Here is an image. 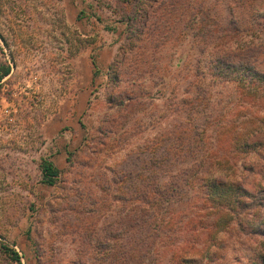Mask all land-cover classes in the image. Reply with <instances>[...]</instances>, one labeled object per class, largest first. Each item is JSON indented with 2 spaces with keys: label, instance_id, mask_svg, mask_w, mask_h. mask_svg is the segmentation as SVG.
Here are the masks:
<instances>
[{
  "label": "rangeland",
  "instance_id": "1",
  "mask_svg": "<svg viewBox=\"0 0 264 264\" xmlns=\"http://www.w3.org/2000/svg\"><path fill=\"white\" fill-rule=\"evenodd\" d=\"M224 53L264 72V0H0V264H263L264 92Z\"/></svg>",
  "mask_w": 264,
  "mask_h": 264
},
{
  "label": "trees",
  "instance_id": "2",
  "mask_svg": "<svg viewBox=\"0 0 264 264\" xmlns=\"http://www.w3.org/2000/svg\"><path fill=\"white\" fill-rule=\"evenodd\" d=\"M222 55L223 56H221V57L219 56L218 59L216 60L218 62V66L216 67L217 70H215L217 75H221L226 80L236 81L237 83H245L247 81V83H249V86H250L249 89H252L255 91L254 96L264 92V72H261V70L257 69V66H253V65L246 66V64L243 62L240 64V68H239V69L242 68V70H236L237 66H238V63H235L236 55H233L232 53H224ZM248 68H249V70L247 71ZM6 72H8V69H6L5 72L3 71V74H0V81L3 78V75H6ZM248 78H249V80H248ZM260 91H262V92H260ZM263 95H264V93H263ZM252 133H253V135H252ZM252 133L250 134L251 136H258L259 135L258 131H253ZM193 145H194V143H190V147H192ZM156 161L157 160H155L154 162H151L152 166H158L159 165L160 162L157 161L158 162V164H157ZM193 163L196 164L194 169L191 167L189 169L188 168L183 169V170H181L182 171L181 175L182 174L185 176L190 175V172L193 170L192 175L196 176V172L201 171V170H203V168L206 167V169L202 171L200 179H202V180L211 179L210 185L205 184V186H207L206 192H208V191H214L215 192L216 190H214V189L216 188V186H215L216 183H215V179L213 178V174H211L212 168H210L211 166H213V164H209L210 162H205L204 159H202L200 161L195 160V161H193ZM206 163H208L209 165L204 166V164H206ZM158 167L161 168V164ZM42 174H43L44 183L47 185L53 186L56 183V179L59 175V170H57L55 168V166L53 165L52 162L44 161L42 164ZM128 174L131 175V174H133V172L130 171ZM157 178L159 181L160 177H157ZM157 178H155V180L153 179V184L156 183ZM187 181L188 180H186V182ZM150 184L152 185V182ZM149 192H154L155 195L158 194L160 199H161L160 200L161 202H168V199H170V202H171V197H173L175 195L177 196L180 194V192H178V190L175 191V193L173 192L174 194L169 193V192H165V191H161V190H159V191L158 190H153V191L147 190V192H145L142 196L143 197L142 199L144 202H148L145 199L148 198V195H150ZM154 202H155V200H154ZM156 202H159V201L156 200ZM5 249L8 252H10V254L12 255V257L14 259L18 260V255L14 250L9 249V248H5Z\"/></svg>",
  "mask_w": 264,
  "mask_h": 264
}]
</instances>
